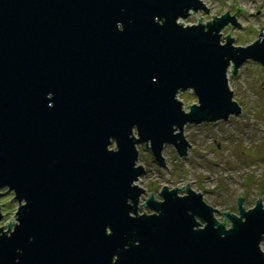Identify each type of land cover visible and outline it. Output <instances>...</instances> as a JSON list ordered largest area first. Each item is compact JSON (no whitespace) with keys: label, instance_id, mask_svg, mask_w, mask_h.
I'll return each instance as SVG.
<instances>
[{"label":"water","instance_id":"95a60500","mask_svg":"<svg viewBox=\"0 0 264 264\" xmlns=\"http://www.w3.org/2000/svg\"><path fill=\"white\" fill-rule=\"evenodd\" d=\"M200 10L202 0H0V188L18 205L0 227V264H264L260 197L247 209L240 195L220 221L187 182L137 211V146L161 167L167 144L184 157L187 123L241 112L229 69L264 67L262 26L251 44L230 31L221 42L236 12L179 21ZM181 91L197 102L185 108Z\"/></svg>","mask_w":264,"mask_h":264},{"label":"rangeland","instance_id":"374dc122","mask_svg":"<svg viewBox=\"0 0 264 264\" xmlns=\"http://www.w3.org/2000/svg\"><path fill=\"white\" fill-rule=\"evenodd\" d=\"M208 7V13L200 10L191 13L185 19V25L204 23L215 16L230 11L235 13L236 2L243 11L236 12V21L222 28V39L230 33L233 43L240 46L251 44L259 36L261 26L264 28V0H202ZM199 22V23H200ZM227 74L233 98L238 101L241 112L230 115L226 120L187 123L183 133L190 143L187 155H177L174 146L167 144L162 149L165 165L159 166L152 156L150 145H138L137 163L144 167V172L136 182L144 192L139 198V213H151L142 202L148 193H154L161 199L159 192L163 185L169 188H181L188 182L194 191L202 193L207 204L216 208L214 216L223 221V211L238 213L237 199L244 196L243 206L251 208L258 197L264 206V67L251 59L238 68L235 75ZM178 98L185 108L197 102L191 91H181ZM189 104V105H188ZM113 144H110L112 146ZM0 205L3 218L0 227L7 228V223L16 222L14 215L18 205L14 194L7 187L0 188ZM184 194L185 190L180 191ZM13 197V198H12ZM230 225L227 222L226 226ZM264 251V238L260 244Z\"/></svg>","mask_w":264,"mask_h":264}]
</instances>
